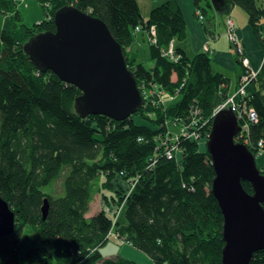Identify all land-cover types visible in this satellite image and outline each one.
I'll return each instance as SVG.
<instances>
[{
    "label": "trees",
    "instance_id": "trees-1",
    "mask_svg": "<svg viewBox=\"0 0 264 264\" xmlns=\"http://www.w3.org/2000/svg\"><path fill=\"white\" fill-rule=\"evenodd\" d=\"M203 1L193 3L207 17L205 30L215 36L210 27L214 17L208 16ZM227 1L231 8L237 5L247 11L262 45L264 0ZM51 2L54 13L74 5L102 18L124 47L138 86L150 87L155 81L175 102L166 112L164 96L155 93L125 120L105 115L82 118L74 109L82 91L52 71H40L23 49L34 34L55 30L54 16L34 27L20 22L19 11L16 20L5 19L0 27V194L15 211L17 222L11 235L0 237V264H140L120 256L104 257L101 247L113 233L155 264H222L224 217L211 190L215 169L207 146L200 150L196 141L182 142L184 156L179 162L163 156L154 164L151 157L165 119L180 128L193 108L207 117L225 100L229 78L212 71L206 50L190 58L177 49L182 56L177 63L161 56L163 47L187 34L177 0L152 9L148 21L138 0ZM15 10L14 0H0V14ZM139 25L148 30L156 27L159 46H151L153 67L127 51ZM222 83L226 86L219 94ZM248 91L259 114V122L251 127L256 144L264 139V64ZM211 123L201 136L210 132ZM59 178L63 193L49 191ZM135 181L128 194L121 182ZM243 184L253 192L248 181ZM98 193L106 204L88 216ZM46 199L49 210L43 218ZM119 204L116 216L114 208ZM121 213L124 217L119 220ZM251 264H264V250L254 253Z\"/></svg>",
    "mask_w": 264,
    "mask_h": 264
},
{
    "label": "water",
    "instance_id": "water-1",
    "mask_svg": "<svg viewBox=\"0 0 264 264\" xmlns=\"http://www.w3.org/2000/svg\"><path fill=\"white\" fill-rule=\"evenodd\" d=\"M211 2L219 14L230 13L227 0ZM54 23L55 30L34 34L23 49L40 71H52L82 91L74 102L78 115L122 121L142 109L137 77L102 18L65 5L55 11ZM241 128L236 113L223 108L212 120L206 144L215 169L211 190L224 217L222 264H250L254 253L264 250V172L255 152L236 141ZM244 181L253 192L246 190ZM48 210L46 199L43 218ZM15 226L16 213L0 194V237L11 235Z\"/></svg>",
    "mask_w": 264,
    "mask_h": 264
},
{
    "label": "crops",
    "instance_id": "crops-1",
    "mask_svg": "<svg viewBox=\"0 0 264 264\" xmlns=\"http://www.w3.org/2000/svg\"><path fill=\"white\" fill-rule=\"evenodd\" d=\"M165 1L166 0H138L144 20L148 21L152 9ZM177 2L185 15L188 27L187 34L184 39L175 38L172 41L174 47L179 49L188 57L193 58L196 54L202 52L205 46H207L209 48V54L212 57V71L214 73L223 74V76L229 78L227 93L233 94L237 89L239 77L243 71V65L241 57L237 53L235 46L226 35V19L229 16L235 22L237 33L243 42L246 55L251 59L252 65L254 67H259L262 62L264 64L261 42L249 24L247 11L240 6H232L230 13L226 14L224 21V18L220 16L222 14H219L215 10L216 12L213 14L214 26H210L211 29L214 30L215 36H211L205 30L203 19H200L197 14L195 15V11L197 9L195 8L193 0H177ZM244 13L247 15L246 18ZM132 34V42L127 48L128 53L132 57H136L137 61L144 65L145 62L143 61L150 60L151 65L148 67H153L155 65V60L152 58L151 54L149 30L146 28L133 30ZM257 163L264 172V149L261 154L257 156ZM93 202L94 200L91 203V208L93 206ZM111 237H114L113 241L115 244L114 248L109 250L107 255L104 253V249L107 247L109 242L104 246V248L101 247V251L103 252L105 258H116L117 256H120L129 258L140 264H155L145 253L140 252L135 247L133 248L128 246L127 243L120 241L117 234H111L109 241L111 240ZM136 257H138L139 260H136Z\"/></svg>",
    "mask_w": 264,
    "mask_h": 264
},
{
    "label": "built area",
    "instance_id": "built-area-1",
    "mask_svg": "<svg viewBox=\"0 0 264 264\" xmlns=\"http://www.w3.org/2000/svg\"><path fill=\"white\" fill-rule=\"evenodd\" d=\"M14 1L19 3L24 0ZM197 11L200 19H204L203 17L205 16L202 14V12L200 10ZM226 25V35L235 46L237 53L240 55L244 69L239 77L236 91L233 94L227 93L225 100H223V102L218 107H216L213 112L207 117L203 116V112H201L200 109L193 108L188 122L185 123V125L182 124L181 127L177 130H172L170 128V125L172 123L166 121L165 129L160 138L155 137V142L157 143L158 147L157 151L151 157V160L154 162V164H156L159 158L163 156H165L166 158H175V160L179 162L184 156V148L182 147V142L184 141H196L199 144L205 141L209 136V132H206L203 136H201V130L204 129L209 124V122H212L218 111L223 108H229L234 111L241 123L242 128L240 133L237 135L236 140L242 142L250 148L252 146L254 148H258L259 153H261V151L264 149V139L254 144L251 138V127L259 122V114L256 111V108L251 104L252 96L248 91L250 83L253 80L257 79L262 69L263 62L259 67H254L252 65L251 59L245 53L244 45L237 33L235 22L230 16L226 19ZM140 29H142V26L139 25L136 27V30ZM150 33L152 34V39L149 38L151 43H156L157 31L155 26L149 28V35ZM261 39L263 41L262 53L264 59V29L261 31ZM208 49L209 48L205 46L204 50L208 51ZM161 53L165 56H168L173 62L176 63L180 58H182L181 54L176 51V48L174 47V44L172 42L169 44V48L166 50L162 49ZM225 86L226 83L221 84L219 94H222L223 88ZM143 89V87L142 89L140 88L141 92L144 95L146 91H143ZM161 98L162 97H160V99ZM160 99L158 100V102L160 101ZM151 102L154 103V100H151ZM135 184L136 181L127 183L126 191L128 192V194L133 189ZM114 211L116 213V209Z\"/></svg>",
    "mask_w": 264,
    "mask_h": 264
},
{
    "label": "rangeland",
    "instance_id": "rangeland-1",
    "mask_svg": "<svg viewBox=\"0 0 264 264\" xmlns=\"http://www.w3.org/2000/svg\"><path fill=\"white\" fill-rule=\"evenodd\" d=\"M14 3L16 4V10L15 11H11V12H9L7 14H4V13H1L0 14V27L3 25L5 19L13 20L15 18V20H16V17H15L16 11H19L20 18H21L20 19V22L23 23V24H27L29 26H32V27H34L35 24H40L41 21H43L45 19L52 20V18L54 16V12H53L54 8H53V4H52L51 0H24V1H21L19 3H17V2L14 1ZM202 4L206 8L207 13H208V16H213V14L216 11H215L214 7L211 5L212 4L211 0H204ZM243 12H245V11H243ZM196 14L199 17V14H198V11L197 10L195 11V15ZM244 14H245V18H246L247 15H246V13H244ZM220 16L223 17L224 18V21H225L226 14L225 15H220ZM203 18H204L203 19V24H205V21L207 20V17L206 18L203 17ZM240 20H241V17H240ZM224 26H225V23H224ZM149 38L152 39V34L151 33H150V37ZM156 38H157V42L156 43H151V41L149 39V43L151 44V46L152 45L153 46H159L158 34L156 35ZM168 48H169V44L167 46L163 47L164 50H166ZM161 56H163V57L169 59L171 62H173L168 56H165L163 54ZM143 62H145V65L146 66H150L151 65L150 60H145ZM173 77H174V81L178 80V74L177 73H175L173 75ZM149 86L150 87H148L144 83L142 84V87L144 88L143 91L144 90L146 91L145 94L143 95L144 99L147 98V97H149L151 94H155V93L158 94L159 93L160 96H164V100H162L163 101V104H165L163 106V109L166 110V112H167V107H169V105L171 103L175 102V101H173L174 99H171L169 97V95H168V91L165 90L163 87H161L157 82L154 81L152 83V85H149ZM144 103H145V100H144ZM167 120L165 119L164 126L166 125V121ZM138 121H140V119H138ZM162 121L163 120H161L160 123ZM160 126H162V128H164L163 125L160 124ZM170 128L172 130L179 129V128L174 127V125H172V124L170 125ZM199 147H200V150H204V148H206V142L203 141V143L199 144ZM253 148L254 147L252 146L251 149H253ZM254 149H255L256 153L258 152L257 154L255 153L256 156H259L261 153H259L258 148H254ZM121 183L123 184V186L125 188H127V183H125V182H121ZM49 191H52L53 193H56V194L57 193H60V194L63 193V189H62V178H59V179L55 180L54 183H53V185L49 188ZM105 204L106 203L103 200V195L100 194V193H98L96 195V198L94 199L93 206H92L90 212L88 213V216L94 214V212L96 214L99 211H101L103 209V207H104ZM120 208H121V205L120 204L118 206H115L114 209H116V214H115L116 216H118L120 214V210H121ZM123 217H124V214L121 213V215L119 216V220L122 219ZM16 222H17V220H16ZM112 238L113 239H111L109 241V243L107 244V247L104 249V253L106 255L108 254V251L109 250H111V249L114 248V244H115V242L113 241L114 240V237H112ZM127 245L133 247L132 245H130L128 243H127ZM135 259L136 260H139L138 257H136Z\"/></svg>",
    "mask_w": 264,
    "mask_h": 264
},
{
    "label": "clouds",
    "instance_id": "clouds-1",
    "mask_svg": "<svg viewBox=\"0 0 264 264\" xmlns=\"http://www.w3.org/2000/svg\"><path fill=\"white\" fill-rule=\"evenodd\" d=\"M143 28V27H142ZM262 46V45H261ZM261 49H262V47H261ZM177 50V49H176ZM237 141V140H236ZM237 142H239V141H237Z\"/></svg>",
    "mask_w": 264,
    "mask_h": 264
},
{
    "label": "bare ground",
    "instance_id": "bare-ground-1",
    "mask_svg": "<svg viewBox=\"0 0 264 264\" xmlns=\"http://www.w3.org/2000/svg\"><path fill=\"white\" fill-rule=\"evenodd\" d=\"M124 48V47H123Z\"/></svg>",
    "mask_w": 264,
    "mask_h": 264
}]
</instances>
